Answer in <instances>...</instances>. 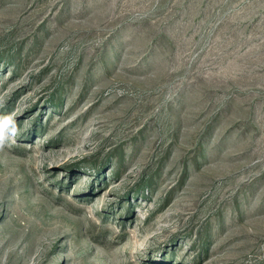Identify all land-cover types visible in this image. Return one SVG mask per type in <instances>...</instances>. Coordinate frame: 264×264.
Masks as SVG:
<instances>
[{
    "label": "rangeland",
    "instance_id": "rangeland-1",
    "mask_svg": "<svg viewBox=\"0 0 264 264\" xmlns=\"http://www.w3.org/2000/svg\"><path fill=\"white\" fill-rule=\"evenodd\" d=\"M0 264H264V0H0Z\"/></svg>",
    "mask_w": 264,
    "mask_h": 264
},
{
    "label": "clouds",
    "instance_id": "clouds-1",
    "mask_svg": "<svg viewBox=\"0 0 264 264\" xmlns=\"http://www.w3.org/2000/svg\"><path fill=\"white\" fill-rule=\"evenodd\" d=\"M9 126L11 127L12 133L15 134V126H14V122L12 121L11 117H6L3 119V121H0V148H3L4 146V135L3 132L5 129L9 128Z\"/></svg>",
    "mask_w": 264,
    "mask_h": 264
}]
</instances>
